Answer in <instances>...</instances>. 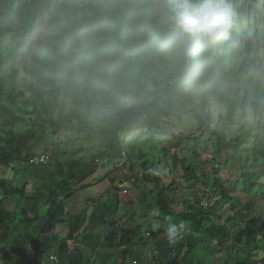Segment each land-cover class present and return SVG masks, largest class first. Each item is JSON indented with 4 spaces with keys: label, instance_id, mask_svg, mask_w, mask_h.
<instances>
[{
    "label": "trees",
    "instance_id": "obj_1",
    "mask_svg": "<svg viewBox=\"0 0 264 264\" xmlns=\"http://www.w3.org/2000/svg\"><path fill=\"white\" fill-rule=\"evenodd\" d=\"M0 1V21L5 23L0 25V168H10L12 174L9 180L0 177L3 261L38 264L39 257L41 264L47 263L49 249L41 243L57 242L50 231L63 223V208L74 189L85 185L99 164L120 158L121 170L127 166L140 170L145 189L137 202L140 218L155 210L161 226L153 229L149 224L144 231L140 226L118 227L108 217L116 216L118 203H99V217L114 222L103 241L109 250L119 251V264H131L138 247L149 248L153 264H217L213 249L225 250L220 264H264V215L256 218L249 205L237 203L230 208L232 216L220 225L211 221L201 203L172 201L173 181L161 185L179 168L182 182L198 181L207 201L213 196L230 199L224 187L231 182L219 176L210 179L205 171L198 174L184 153L198 158L207 138L216 155L237 154L240 137L227 139L217 128L235 117L246 128V152L264 171V0H232L237 17L229 37L216 44L193 40L187 45L176 38L168 10L171 0ZM52 11L56 14L47 35L22 66L28 80L22 90L19 73L12 67L16 51L27 50L30 35ZM3 38L14 48L5 47ZM174 104H181L183 110L172 113L169 106ZM208 109L211 122L202 132ZM187 115L196 125L194 134L178 135L160 123ZM67 129L82 143L94 142V151L84 158H64L61 151V160L29 163L35 157L27 153L29 144H47L46 133L59 140ZM157 151L171 163L162 177L149 171L161 166ZM261 176L240 173L232 183L250 198L260 188ZM28 182L36 184L31 193L26 192ZM8 199L23 203L9 212L3 206ZM167 216L185 224L175 243L165 236ZM81 220L80 227L85 216ZM257 254H261L258 260L253 258ZM65 260V264H92L78 249L69 251Z\"/></svg>",
    "mask_w": 264,
    "mask_h": 264
},
{
    "label": "rangeland",
    "instance_id": "obj_2",
    "mask_svg": "<svg viewBox=\"0 0 264 264\" xmlns=\"http://www.w3.org/2000/svg\"><path fill=\"white\" fill-rule=\"evenodd\" d=\"M55 14V11L45 13V22L39 28L34 30V32L30 35L28 41L25 44L27 50L24 51L21 49L16 51V60L13 62L12 67L19 73V88L22 90H24L28 85V80L24 77L22 73V66L24 63H29V55L32 53V51H36L40 47V42L47 35V30L51 24L52 16ZM0 25L3 26L5 25V23L0 21ZM2 43L8 49H13L15 46L14 44L10 43L7 38H3ZM121 78L125 80V82H127L125 74H122ZM122 103L125 107L130 106L126 101H122ZM20 107L21 106H19V108ZM181 107V104H174L173 106H169V110L173 113L176 109L180 108L179 110L182 111L183 109ZM208 112H210V110ZM173 118L174 117L170 119ZM160 123H162L166 130H169L178 135H189L194 134L196 132V125L192 118L188 115L182 116L180 120H170L168 122L161 121ZM217 128L221 133L225 134L227 139H232L238 136L240 137L239 140L241 141V146L237 154H228V156H226L225 153H220V155H216L213 150L212 140L204 138V142L198 150V158L194 159L192 155L188 152L184 153V158H186L187 161L190 162L193 167H195L198 174L200 173V171H205L210 177V179L219 176L223 179L225 183L227 181H230L232 185L225 184L224 191L225 193L230 195L231 198L227 200H222L217 196H213L209 199V201H207L202 193V188L199 185L198 181L192 182L189 185H186L182 182V180L180 179L181 172L179 168H177V170L175 171H171L168 176L163 178L161 180V185L166 187L173 181L174 192L169 194V198L172 201L177 203L183 201L201 203V205L205 207L206 211L211 215V221L216 222L217 224H225L226 219L232 216V211L230 209L231 206H234L237 203H244L249 205L251 208L252 215L258 218L264 215V171H261L258 167L260 162L258 161L256 163H253L248 152H246L248 151V146L246 144L247 142L243 140L246 135V128H244V125L239 122V119H237V117H235L232 122L219 125L217 126ZM19 130L23 129L21 128ZM69 130L70 129L63 131L59 140L51 137L48 133H46L47 135L45 136V138H47V141L45 140V142L47 144H29L27 153L30 155L32 154L34 156L44 155L45 157H47V159L50 158L51 160H61L63 157L84 158L88 153L94 151V142L91 143L89 141L82 143L77 138V136L73 134L71 130ZM140 144H142V140L140 141ZM80 146L84 148L82 152L80 150ZM57 147H59L60 153L57 152ZM61 151H64L65 153L63 157H61ZM119 160H114L110 164H99L98 169L90 178L87 179V187H85L84 189H92L93 187L101 191V194H103V196H101L99 199L97 198V201H100L102 199V203H107L108 201H111V204H114L116 202L118 203V210L116 216H108L109 218L111 217L112 221H114L115 225H117L118 227L133 229L136 226H140V228L144 231L149 228L150 226L148 225L151 224L153 229H157L158 227H156V225L161 226V223H159L156 218L157 212L155 210L148 212L145 218H140L139 211L137 210V202L142 201L145 191V189L143 188L144 186H142L141 181L139 179L140 170L138 168H135L131 171V169H129V166L121 170L122 166H120L121 162H119ZM157 161H159L160 164L163 165V167L171 169V163L169 158L163 157V154L159 151H157ZM240 173H250L251 175H263L258 180L260 188H256L255 194L250 198L241 194L238 187L233 184L234 181L238 179V175ZM11 175L12 174L10 168H0V177L9 180L11 179ZM35 186L36 184H34L33 182H28L26 191L29 193L33 192ZM84 189L79 191L82 196L86 195V193H84ZM79 199L80 195L76 193L67 200V203L71 201L76 203V201ZM9 200L13 201L14 199L6 200L4 205H6V203L8 204ZM214 202H218V205L215 207H211V204H213ZM90 206L86 207V209H83V211L81 212H77V214L80 213L82 217L88 216L89 222L93 225L92 228L93 230H95V232L99 228L98 224L102 223V233L99 234V232H96L94 239L91 242L85 240V235L83 236V234L81 236L76 235L77 240H75L74 242L77 241L78 243L74 244L73 250L71 251L74 252L76 251V249L82 250L89 258L92 264H119V251L109 250L103 241L107 231L113 227L112 224L114 225V222H105L103 221L105 219H101V217H99L101 212V205H97V208L92 205ZM76 209L78 210V206H76ZM41 211L43 212V209ZM242 214H245V212L241 213V215ZM165 226L167 225L165 224L164 227ZM92 231H89L88 233ZM159 238L161 239L162 237L160 236ZM256 244L257 247H261V243L257 242ZM42 245L45 246V244ZM48 245H51L48 248L49 251L51 252L53 250V253H56L57 261L54 264H65V257L67 253L64 251L61 252V249L55 248L54 243ZM212 253L215 262H217V264H220L222 254L225 253V250L213 249ZM133 255V258L135 259L133 262H131L129 259H126L127 261L131 262V264H153L149 248L145 250L138 247L133 250ZM260 255L261 254H257L253 258L258 260ZM76 261H80V259L77 257ZM0 264L8 263H6L0 258ZM45 264L52 263L47 262Z\"/></svg>",
    "mask_w": 264,
    "mask_h": 264
},
{
    "label": "clouds",
    "instance_id": "obj_3",
    "mask_svg": "<svg viewBox=\"0 0 264 264\" xmlns=\"http://www.w3.org/2000/svg\"><path fill=\"white\" fill-rule=\"evenodd\" d=\"M168 10L176 38L185 45L193 40L216 44L227 39L237 17L232 0H171ZM149 171L155 176L162 177L169 170L161 165ZM165 221L166 239L169 243H175L181 238L185 224L173 222L171 216L165 217Z\"/></svg>",
    "mask_w": 264,
    "mask_h": 264
},
{
    "label": "crops",
    "instance_id": "obj_4",
    "mask_svg": "<svg viewBox=\"0 0 264 264\" xmlns=\"http://www.w3.org/2000/svg\"><path fill=\"white\" fill-rule=\"evenodd\" d=\"M99 186V185H98ZM86 193L85 196H82L81 193L76 192L77 194L80 195V199L76 201V203H74L73 201L69 202V203H65L64 208H63V216L61 217V220L63 221V223H61L60 225H57L53 230L50 231V234H52L53 236L56 237L57 242L54 243L55 244V248L61 249V252H66L68 253L69 251L73 250L74 244L78 243L77 241L74 242L75 240H77V236L76 235H88L90 236L89 239L87 241H92L94 239V236L96 234V232H99V234L102 233V223L98 224L99 228L98 230H93V225L89 222V218L88 216L85 217V221L84 224L80 227V223H81V219H83L82 215L79 213L77 214V212H81L83 211V209H86V207L92 205L95 206V208H97V205H100L99 203L102 204V199L100 201L97 202V198L99 199L101 196H103V194H101V191H99L96 188H86L84 189ZM98 190V191H97ZM27 192V191H26ZM29 193V192H27ZM75 193V194H76ZM73 194V195H75ZM101 194V195H100ZM72 195V196H73ZM109 198V196H108ZM107 198V199H108ZM111 201H108V204ZM22 200H13L8 202V204H5V201L3 202V206L4 208L9 211V212H13L14 207L16 204H22ZM76 206H78V210L76 209ZM10 207V208H9ZM91 207V206H90ZM89 213V210H88ZM87 218V219H86ZM102 219V218H101ZM89 222V223H88ZM93 230V231H92ZM89 231H92L90 233H88ZM98 234V233H97ZM42 244H45V246H43ZM51 245H48V243H41V247L42 248H49ZM50 257L52 256L54 261L50 262V260L48 259L47 262H50L52 264L56 263L57 258H56V253H53V250L48 254ZM44 264V263H42Z\"/></svg>",
    "mask_w": 264,
    "mask_h": 264
},
{
    "label": "water",
    "instance_id": "obj_5",
    "mask_svg": "<svg viewBox=\"0 0 264 264\" xmlns=\"http://www.w3.org/2000/svg\"><path fill=\"white\" fill-rule=\"evenodd\" d=\"M210 122H211V113L208 112V113H207L206 121H205V123H204V127H203V129H202V132H204V131L207 129V127L209 126ZM125 161H126V159L124 158V162H125ZM120 166H121V165H120ZM85 187H87V184H85V185H81V186H79V187H76V188L74 189L73 193L78 192V191L84 189ZM68 196H69V194H66V195H64L63 197H61V198L57 201V203L55 204V206H54V208H53V210H52V212H51V214H50V217L46 220V222H48V221L50 220V218L53 216V214H54V212L56 211V209H57L58 205L60 204V202H62V201H63L65 198H67ZM46 222L43 223V224L40 226V229L38 230V233H37V236H36V239H35V243H36V244H37V241H38V238H39V236H40V233H41V231H42L44 225L46 224ZM37 260H38V264H41V259H40L39 257H37Z\"/></svg>",
    "mask_w": 264,
    "mask_h": 264
},
{
    "label": "built area",
    "instance_id": "obj_6",
    "mask_svg": "<svg viewBox=\"0 0 264 264\" xmlns=\"http://www.w3.org/2000/svg\"><path fill=\"white\" fill-rule=\"evenodd\" d=\"M47 161H48L47 157H45L44 155H39V156H35V157L31 158L29 160V163L34 164V165H38V164H45V163H47ZM49 260H50V262L54 261L53 257H49Z\"/></svg>",
    "mask_w": 264,
    "mask_h": 264
}]
</instances>
